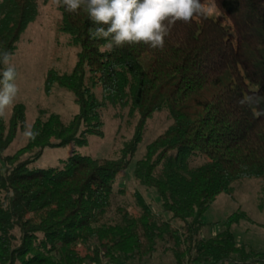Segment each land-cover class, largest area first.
I'll list each match as a JSON object with an SVG mask.
<instances>
[{
  "label": "trees",
  "instance_id": "1",
  "mask_svg": "<svg viewBox=\"0 0 264 264\" xmlns=\"http://www.w3.org/2000/svg\"><path fill=\"white\" fill-rule=\"evenodd\" d=\"M47 1L0 0V53L14 54ZM210 2L217 13L177 21L162 50L140 43L104 53L87 13L56 5L57 30L75 61L69 71L49 68L44 89L68 91L77 110L63 120L38 109L30 126L39 135L9 153L27 125L25 107L15 103L7 121L0 118V264H148L160 246L169 264H264L263 251L237 242L243 212L201 236L202 215L236 182L257 180L264 207V102L254 103L264 97V0ZM248 96L251 106L240 103ZM109 108L124 115L130 137L114 155L82 153L92 136H103ZM158 113L170 123L145 143L132 175L157 194L168 219L139 191L134 208L113 204L115 184ZM65 147L70 153L56 164L32 166L46 148Z\"/></svg>",
  "mask_w": 264,
  "mask_h": 264
},
{
  "label": "rangeland",
  "instance_id": "2",
  "mask_svg": "<svg viewBox=\"0 0 264 264\" xmlns=\"http://www.w3.org/2000/svg\"><path fill=\"white\" fill-rule=\"evenodd\" d=\"M209 7V14H216V8L210 0H203ZM59 14L54 0H48L39 4V14L31 22L20 37L17 49L13 54L12 63L18 73L16 83L19 86V94L15 103H22L25 107L27 125H31L36 117L38 109H48L58 113L63 120L69 119L77 110L73 96L66 90L54 86L50 93L44 89V78L49 68L60 72L69 71L75 61L76 49L68 44L67 36L57 30ZM14 103V104H15ZM12 108L8 111L7 121ZM114 111L109 108L104 114L103 136H92L87 146L80 151L98 157L114 155L124 139L131 135V126L127 124L125 117H116ZM170 120L165 113H158L147 122L143 141L139 144L136 154L125 171H123L115 184L113 204H126L134 208L132 193L139 191L145 200L150 202L155 211L168 219L169 215L160 208L157 194L150 189L141 186L132 175L134 160L140 157L144 151L145 143L161 132ZM18 132L6 153L15 151L21 147L26 138ZM71 151V147L46 148L42 157L32 164L35 167L54 165L60 158H64ZM258 181L244 179L236 182L230 193H221L211 203L207 211L202 215L204 227L202 237L216 234L221 228L225 218L233 212H243L238 224L234 225V232L239 244H246L264 252V207H259L257 201ZM174 226L177 223L172 222ZM171 253L158 248L148 264L172 263Z\"/></svg>",
  "mask_w": 264,
  "mask_h": 264
},
{
  "label": "clouds",
  "instance_id": "3",
  "mask_svg": "<svg viewBox=\"0 0 264 264\" xmlns=\"http://www.w3.org/2000/svg\"><path fill=\"white\" fill-rule=\"evenodd\" d=\"M58 7L76 13L83 10L97 25L89 29L92 39L106 41L99 51L104 53L124 45L146 44L152 49H163L165 38L177 21L188 24L196 16H206L209 7L202 0H54ZM13 54L0 53V118H6L19 94L16 83L17 70L12 63ZM264 102V97H256L254 103ZM253 104V97L240 101ZM264 114V113H261ZM23 136L35 140L39 132L34 126L25 125Z\"/></svg>",
  "mask_w": 264,
  "mask_h": 264
},
{
  "label": "built area",
  "instance_id": "4",
  "mask_svg": "<svg viewBox=\"0 0 264 264\" xmlns=\"http://www.w3.org/2000/svg\"><path fill=\"white\" fill-rule=\"evenodd\" d=\"M218 264H261V263H256L254 261H251V262H236V261H232V260H225V261H222Z\"/></svg>",
  "mask_w": 264,
  "mask_h": 264
}]
</instances>
